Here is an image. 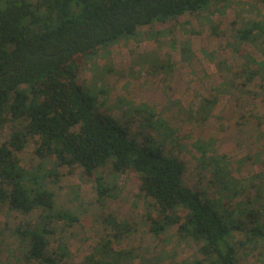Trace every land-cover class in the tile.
<instances>
[{
  "label": "rangeland",
  "instance_id": "obj_1",
  "mask_svg": "<svg viewBox=\"0 0 264 264\" xmlns=\"http://www.w3.org/2000/svg\"><path fill=\"white\" fill-rule=\"evenodd\" d=\"M261 16L264 6L258 0L213 1L202 12L141 27L137 38L100 49L78 80L95 96L98 109L129 126L130 138L141 143L153 135L164 154L182 165L187 187L219 198L215 172L226 168L242 191L232 199V207L244 203L242 207L264 212V37L242 45L260 66L247 84L244 76L255 64H247L231 45L243 22ZM184 44L191 48L189 61L183 60ZM142 105L154 112L148 120L160 123V131L144 126L148 110L136 111ZM10 131L7 125L0 146ZM36 146L30 140L19 154L30 169L41 162ZM99 171L115 188L103 204L93 177L79 165L58 167V177L46 180L57 211L76 218L72 223L56 221V232L49 236L48 250L60 264H86L101 247L111 216L129 223L130 233L117 245L127 252L120 264H207L201 244L181 236L178 225L169 227L163 238L154 234L149 215H157L158 208L141 192L139 173L116 175L109 165ZM41 213L24 215L0 204V264H41L27 257L29 243L17 234ZM239 222L244 230L234 231L231 238L237 244L236 264H264V238L239 246L253 226L244 218ZM261 223L264 226V217Z\"/></svg>",
  "mask_w": 264,
  "mask_h": 264
},
{
  "label": "trees",
  "instance_id": "obj_2",
  "mask_svg": "<svg viewBox=\"0 0 264 264\" xmlns=\"http://www.w3.org/2000/svg\"><path fill=\"white\" fill-rule=\"evenodd\" d=\"M213 1L227 0H0V134L7 125L11 130L0 146V204L24 215L42 212L17 232L29 243L28 258L60 264L48 250L49 236L56 232V221L72 223L76 218L57 211L46 180L58 177L56 169L64 165H79L93 177L101 204L115 188L100 169L109 165L116 175L139 173L141 192L158 208L157 215H149L154 234L163 238L169 227L178 225L181 236L201 244L207 264H236L237 244L231 238L234 231L244 230L239 218L253 224L239 246L264 238L261 208H243L244 203L232 207V199L242 191L228 178L226 168L215 172L219 198L190 189L184 184L182 165L164 154L153 135L141 143L130 138L129 126L98 109L95 96L78 80L100 49L137 38L141 27L202 12ZM258 1L264 6V0ZM263 37L264 16L249 19L236 30L232 48L247 64H255L244 84L257 77L260 66L242 45L256 44ZM181 52L189 61L190 45L184 44ZM147 110L144 126L160 131V123L148 120L154 116L148 106L136 111ZM30 140L36 142L35 154L41 161L33 169L19 156ZM104 226L101 247L86 264H120L127 258L117 245L130 233L129 223L111 216Z\"/></svg>",
  "mask_w": 264,
  "mask_h": 264
}]
</instances>
